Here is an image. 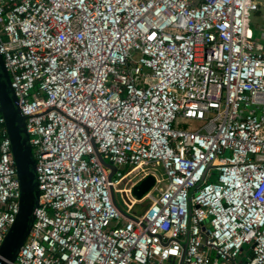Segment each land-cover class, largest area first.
Listing matches in <instances>:
<instances>
[{
    "label": "built area",
    "instance_id": "1",
    "mask_svg": "<svg viewBox=\"0 0 264 264\" xmlns=\"http://www.w3.org/2000/svg\"><path fill=\"white\" fill-rule=\"evenodd\" d=\"M258 11V0H0V54L41 193L13 264H264ZM191 120L202 126L179 127ZM157 165L161 188L146 171ZM116 192L144 209L128 216ZM20 197L0 112V246Z\"/></svg>",
    "mask_w": 264,
    "mask_h": 264
},
{
    "label": "water",
    "instance_id": "2",
    "mask_svg": "<svg viewBox=\"0 0 264 264\" xmlns=\"http://www.w3.org/2000/svg\"><path fill=\"white\" fill-rule=\"evenodd\" d=\"M0 103V112L6 119L8 135L12 143L21 191L20 210L16 222L10 227L0 246V264H13L34 225L35 212L39 206L41 193L37 176V161L30 143V135L27 132L26 117L21 111L19 98L12 87L11 78L1 54ZM98 157L111 170V180L116 168L112 164L106 163L100 154H98ZM155 183L156 179L154 176H147L140 184L134 187V195L137 199H142L154 187ZM184 248L186 249V244Z\"/></svg>",
    "mask_w": 264,
    "mask_h": 264
},
{
    "label": "rangeland",
    "instance_id": "3",
    "mask_svg": "<svg viewBox=\"0 0 264 264\" xmlns=\"http://www.w3.org/2000/svg\"><path fill=\"white\" fill-rule=\"evenodd\" d=\"M259 3L262 5V11L260 12V14L258 16H256V14H253V17L251 19V27L257 32H256V37L260 38V36L262 35L261 33L264 32V0H258ZM263 28V29H261ZM262 30V31H260ZM202 126V122H198V121H185L182 122L181 125H179L180 128H184V129H197L199 127ZM146 171H149L151 173H155L157 175V177L161 180L160 183L158 184V187L161 188L165 181H166V177H165V173L163 170V167L161 165H157L156 167H149L147 168ZM115 197L117 200V203L119 205V207L122 209V211L127 214L128 216H136L137 214H139L144 208L143 206L140 205H136L134 208V211L129 210L128 206L126 205L125 202V198L121 193H115Z\"/></svg>",
    "mask_w": 264,
    "mask_h": 264
},
{
    "label": "crops",
    "instance_id": "4",
    "mask_svg": "<svg viewBox=\"0 0 264 264\" xmlns=\"http://www.w3.org/2000/svg\"><path fill=\"white\" fill-rule=\"evenodd\" d=\"M261 11H262V5L260 4V11L256 13V16H258V15L260 14ZM261 29H263V28H261ZM252 30H253V34H254L255 39H256L258 42L264 44V32H262V33H261L262 35L260 36V38H258V37H256L257 29H256V31H255V30L252 28ZM260 31H262V30H260ZM244 260H245V256H242V257L240 258L239 263H240V264H243Z\"/></svg>",
    "mask_w": 264,
    "mask_h": 264
},
{
    "label": "trees",
    "instance_id": "5",
    "mask_svg": "<svg viewBox=\"0 0 264 264\" xmlns=\"http://www.w3.org/2000/svg\"><path fill=\"white\" fill-rule=\"evenodd\" d=\"M259 12V11H258Z\"/></svg>",
    "mask_w": 264,
    "mask_h": 264
}]
</instances>
